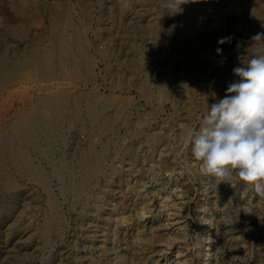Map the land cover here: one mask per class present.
Wrapping results in <instances>:
<instances>
[{"label": "rangeland", "instance_id": "obj_1", "mask_svg": "<svg viewBox=\"0 0 264 264\" xmlns=\"http://www.w3.org/2000/svg\"><path fill=\"white\" fill-rule=\"evenodd\" d=\"M165 3L0 0V264H264V198L189 141L264 0Z\"/></svg>", "mask_w": 264, "mask_h": 264}, {"label": "clouds", "instance_id": "obj_2", "mask_svg": "<svg viewBox=\"0 0 264 264\" xmlns=\"http://www.w3.org/2000/svg\"><path fill=\"white\" fill-rule=\"evenodd\" d=\"M186 3L189 0H166L165 7L176 14ZM251 39L264 40V34ZM226 41L221 38L218 43ZM244 65L233 69L239 79L228 85L224 98L208 107L189 141L202 174L218 184H231L235 177L264 198V54Z\"/></svg>", "mask_w": 264, "mask_h": 264}, {"label": "bare ground", "instance_id": "obj_3", "mask_svg": "<svg viewBox=\"0 0 264 264\" xmlns=\"http://www.w3.org/2000/svg\"><path fill=\"white\" fill-rule=\"evenodd\" d=\"M194 13V12H193ZM192 13V14H193ZM197 14V13H196ZM198 14H200V13H198ZM189 17V16H188ZM92 114V113H91ZM20 154V153H19ZM22 156V155H21ZM21 162V164H20V166L22 167H28V160L23 156L22 157V161H20ZM201 233V232H200ZM201 240V241H200ZM204 240V243L207 241V236H206V234H204V230H202V234H200L199 235V237H198V244H197V246H196V248H201L202 247V245L204 244V243H202V241Z\"/></svg>", "mask_w": 264, "mask_h": 264}]
</instances>
